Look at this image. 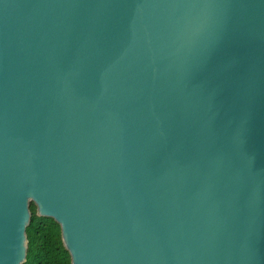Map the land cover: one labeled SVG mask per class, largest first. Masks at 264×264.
I'll return each instance as SVG.
<instances>
[{
  "label": "water",
  "instance_id": "water-1",
  "mask_svg": "<svg viewBox=\"0 0 264 264\" xmlns=\"http://www.w3.org/2000/svg\"><path fill=\"white\" fill-rule=\"evenodd\" d=\"M30 204L69 264H264V0H0V264Z\"/></svg>",
  "mask_w": 264,
  "mask_h": 264
},
{
  "label": "trees",
  "instance_id": "trees-1",
  "mask_svg": "<svg viewBox=\"0 0 264 264\" xmlns=\"http://www.w3.org/2000/svg\"><path fill=\"white\" fill-rule=\"evenodd\" d=\"M29 212L23 264H69V256L61 245L59 227L51 219L37 217L32 204L29 205Z\"/></svg>",
  "mask_w": 264,
  "mask_h": 264
}]
</instances>
